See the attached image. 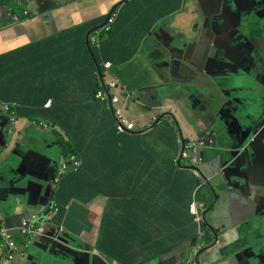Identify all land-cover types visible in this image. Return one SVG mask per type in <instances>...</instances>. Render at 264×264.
Returning a JSON list of instances; mask_svg holds the SVG:
<instances>
[{
    "label": "crops",
    "instance_id": "crops-1",
    "mask_svg": "<svg viewBox=\"0 0 264 264\" xmlns=\"http://www.w3.org/2000/svg\"><path fill=\"white\" fill-rule=\"evenodd\" d=\"M45 1L21 0L28 16L14 22L15 2L0 0V230L19 228L45 204L42 186L71 148L82 169L58 174L52 223L74 244L25 250L15 236L22 252L0 254V264H179L201 242L194 200L207 210L205 240L217 236L221 247L206 261L230 253L224 264H264V235L249 217L253 195L264 206V134L253 127L264 123V9L230 0H56L51 9ZM225 6L236 12L204 15ZM112 12L111 31L88 47V32ZM111 81L133 132L118 134L110 103L93 98ZM218 114L237 136L228 176L204 149L197 165H176L183 142L201 141ZM17 167L28 193L10 207L6 177Z\"/></svg>",
    "mask_w": 264,
    "mask_h": 264
},
{
    "label": "water",
    "instance_id": "water-1",
    "mask_svg": "<svg viewBox=\"0 0 264 264\" xmlns=\"http://www.w3.org/2000/svg\"><path fill=\"white\" fill-rule=\"evenodd\" d=\"M230 1L234 5L240 6L242 10H248L247 12H252L253 9L254 11H256L258 8L264 9V0H230ZM57 2L58 1L56 0L55 1L47 0L44 3L49 4L51 6V9H53L56 6ZM251 5H253L252 8H251ZM226 9H230L234 13L236 12V10L232 9L230 6H225L223 10L212 9L210 12H205L204 15L206 18L216 15L215 16L216 19H219V17L217 16L220 14V12H222V16L225 15ZM43 10L44 9L42 8L40 11H43ZM106 21L98 28L99 29L102 28L106 24ZM241 25H243V22H241L240 26ZM96 30L93 29L88 32L87 40H88L89 35ZM240 34L243 37L244 34L239 33L238 36H240ZM252 38H255V36L254 35L251 36L250 40ZM260 41L264 42V38L260 39ZM259 45H262V44H259ZM97 70L101 74L99 67H97ZM7 124L10 125V120H9V123ZM260 124L261 122H258V121L253 124V127H255V130L258 129ZM260 131L261 129L259 130V132ZM10 133L11 132L5 133L6 140L7 138L10 137ZM199 139L202 142H204V146L201 148V150L202 149L207 150L211 155L209 163L210 164L211 163L222 164L223 165L222 174H225L226 176H228L229 168H227V165L229 161L233 159L234 154L238 150V148L236 147L237 136L234 134L233 128L229 124V121L227 120L226 116L224 114H218L216 116L215 121L211 122L210 125L207 126V128L199 134ZM256 141L257 140L254 137V135L249 136L246 140L245 148L251 147L253 144L256 143ZM183 143L185 145V141ZM6 145H7V141L6 142L4 141L3 134L0 133V147H6ZM196 169L199 171L202 181L206 184V181L208 180V178L206 177L204 173L205 171L203 172L202 166L201 168H196ZM25 178H26V175L23 174V172L20 170V167H17L14 170H11V169L9 170L8 176L6 177V181H7V189L10 192V197H9L10 207L16 206L17 202L23 199L25 194L28 193L27 183L25 186H23ZM58 178H59L58 170H57V173L47 178L46 183H48V185H43L42 187L44 189L48 188V191L44 196L40 197V201L42 198H45L46 200L45 204L44 205L39 204L40 205L39 208H37L35 211L33 210V212H31V214L27 218L23 219L22 222L26 220H33L35 219V217H38L41 215H46L48 208L50 207L53 201L52 200L53 190H54V187L56 186ZM252 185L254 186V190H256V193H258L259 191H262L263 189L262 185H257L254 183H252ZM251 201L256 205V208L254 209L252 214L251 215L249 214L250 218L254 216V221L252 222L254 226L253 232L258 231L259 235H264V221L261 219L260 220L257 219V216L264 209V206L263 205L258 206V201L256 200L255 195L251 197ZM198 207H199L198 210H199L200 221L199 222L195 221V222L199 226L198 242L199 241L201 242L199 245L195 244V246H193L192 253L186 259L181 261V263L179 264H224L227 262L225 261V258L230 253L221 254L216 259L211 260L209 262L205 260V257L211 254L212 250H214L215 248H221V247L219 246V241H218L217 236L214 238L213 242H211L212 240L209 242L205 240L207 230L205 229L206 226H205L203 214H205L207 210L205 209L204 206H198ZM22 222H21L20 227L17 229H8L7 227H5V224H3L4 227L2 229L6 230L9 235H15L18 233V229L22 228ZM66 231H64L65 233H61L60 236L58 237L55 236L54 232L45 233L43 237L35 239L29 249L33 248L34 246L42 247V245L44 244H47V246L49 247H53L61 243H63V245L71 246L74 244V242L72 241L73 234H71L69 231L67 232Z\"/></svg>",
    "mask_w": 264,
    "mask_h": 264
},
{
    "label": "built area",
    "instance_id": "built-area-1",
    "mask_svg": "<svg viewBox=\"0 0 264 264\" xmlns=\"http://www.w3.org/2000/svg\"><path fill=\"white\" fill-rule=\"evenodd\" d=\"M14 1L17 6L22 7L21 0H10ZM22 14L24 16H28V11L23 10ZM7 16L14 22L20 21V16L13 10H8ZM116 13L112 12L108 18L106 25L101 30H96L91 33L88 37L89 47H97L99 46V39L101 33H108L111 31L112 24L115 22ZM104 69L108 70L111 67V63L105 62L103 64ZM117 81H111L105 83L103 87L95 94V98L102 102H109L111 105V109L114 115V126L115 130L118 134H125L129 132H133L135 130V125L127 118L125 114V109L120 103L119 96L117 92L119 91V85ZM114 91V93H112ZM128 99V98H126ZM128 101V100H127ZM125 101V102H127ZM50 105V101L47 103V106ZM7 107V106H6ZM4 107L5 110L9 111L11 115L14 113L7 107ZM11 122V120H10ZM44 128L51 129V126L47 127L43 125ZM204 146V142L202 141H194L189 140L184 145V151L182 153V157L175 160V164L181 166L182 160L187 164L193 162L194 164H198L200 162L199 159V151ZM198 160V162H197ZM81 166V162L79 158L75 154L67 155L59 165L58 174L65 175L70 172H77ZM196 175H199L196 172ZM198 203L194 200L190 205V211L195 216V220L197 222L200 221ZM58 204L52 201V204L48 208L46 215H41L35 217L33 220H26L22 222V228L18 229V233L15 235H9L6 230H1L0 232V254H3L5 257H8V260H13L14 254L18 252H22L19 250V246L14 240L15 236H20L22 238L21 248L28 250L32 245L35 239L43 237L45 233L51 232L52 228H55L54 234L56 237L60 236L65 230L62 226H57L52 223L54 217L58 211ZM22 254V253H21Z\"/></svg>",
    "mask_w": 264,
    "mask_h": 264
},
{
    "label": "trees",
    "instance_id": "trees-1",
    "mask_svg": "<svg viewBox=\"0 0 264 264\" xmlns=\"http://www.w3.org/2000/svg\"><path fill=\"white\" fill-rule=\"evenodd\" d=\"M8 1H10V0H8ZM4 2V1H3ZM11 2H13V1H11ZM14 3V2H13ZM0 4H1V2H0ZM16 7H15V6ZM13 5V7L15 8V9H13V8H11L13 11H15V12H17L18 13V15H20L21 17H26V16H24L23 14H22V12H23V10L22 9H20L21 8V6H17L16 5V3ZM19 10H20V12H19ZM87 44H88V47H89V43H88V41H87ZM112 65V64H111ZM118 85H119V82L117 83ZM101 89V87L98 89V90H100ZM98 90H96L95 91V93L93 94L94 96H93V98L95 99V94L98 92ZM96 100V99H95ZM126 100H128V99H126ZM73 152V150L70 148V150H69V152L67 153V155L68 154H71ZM81 169H82V166H81ZM80 169V170H81ZM78 172V171H77ZM76 172V173H77ZM80 172V171H79ZM70 173H75V172H70ZM69 174V173H68Z\"/></svg>",
    "mask_w": 264,
    "mask_h": 264
},
{
    "label": "rangeland",
    "instance_id": "rangeland-1",
    "mask_svg": "<svg viewBox=\"0 0 264 264\" xmlns=\"http://www.w3.org/2000/svg\"><path fill=\"white\" fill-rule=\"evenodd\" d=\"M170 22H171V21H170ZM6 106L12 107L13 110H14V112H17V106H18L17 103H12V102H10V103H6ZM60 141H61V143H62V139H60ZM64 142H65V144H68L65 138H64ZM51 143H52V145H54V140H53V139H51ZM69 144L71 145L72 142H70ZM72 147H73V146H72ZM55 200H56V196L53 197V202H55ZM66 232H67V231H66ZM63 233H65V232H63ZM15 239H17L18 241H22V238H21L20 236H16ZM17 240H16V241H17Z\"/></svg>",
    "mask_w": 264,
    "mask_h": 264
},
{
    "label": "flooded vegetation",
    "instance_id": "flooded-vegetation-1",
    "mask_svg": "<svg viewBox=\"0 0 264 264\" xmlns=\"http://www.w3.org/2000/svg\"><path fill=\"white\" fill-rule=\"evenodd\" d=\"M9 120H10V118H9ZM260 129H261V131L259 132V133H261L262 135L264 134V123L263 124H261L260 126ZM257 219L258 220H263L264 221V209L260 212V214L257 216ZM206 229V228H205Z\"/></svg>",
    "mask_w": 264,
    "mask_h": 264
},
{
    "label": "clouds",
    "instance_id": "clouds-1",
    "mask_svg": "<svg viewBox=\"0 0 264 264\" xmlns=\"http://www.w3.org/2000/svg\"><path fill=\"white\" fill-rule=\"evenodd\" d=\"M107 18H108V16H107ZM107 18H106V19H107ZM11 21H12V20H11ZM106 23H107V21H106ZM105 25H106V24H105ZM105 25H104V26H105ZM104 26H103V27H104ZM103 27H102V28H103ZM102 28H100V29L97 28V30H101ZM94 30H96V29H94ZM108 33H109V32H108ZM114 127H115V126H114ZM68 155H69V154H68ZM66 156H67V155H66ZM66 156H65V157H66ZM181 166H182V164H181ZM196 172H197V171H196ZM198 173H199V172H198ZM197 176L200 177V173H199V175H197ZM195 221H196V220H195Z\"/></svg>",
    "mask_w": 264,
    "mask_h": 264
}]
</instances>
